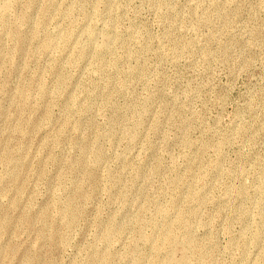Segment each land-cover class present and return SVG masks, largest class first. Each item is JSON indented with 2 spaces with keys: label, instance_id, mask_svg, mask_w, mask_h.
Returning <instances> with one entry per match:
<instances>
[{
  "label": "rangeland",
  "instance_id": "374dc122",
  "mask_svg": "<svg viewBox=\"0 0 264 264\" xmlns=\"http://www.w3.org/2000/svg\"><path fill=\"white\" fill-rule=\"evenodd\" d=\"M0 264H264V0H0Z\"/></svg>",
  "mask_w": 264,
  "mask_h": 264
},
{
  "label": "bare ground",
  "instance_id": "6f19581e",
  "mask_svg": "<svg viewBox=\"0 0 264 264\" xmlns=\"http://www.w3.org/2000/svg\"><path fill=\"white\" fill-rule=\"evenodd\" d=\"M177 220L178 221H182L183 220V216H182L181 213L178 214ZM164 226L167 227V229L165 231L162 229L161 230V233H159V234L156 233V234H153L152 236H149V240H151L152 242L155 241L157 239V236L156 235H158V238L161 236V239H163V240L170 239V226L168 224H164ZM153 243L155 244V242H153ZM155 248H157L156 247V244H155ZM173 258H175V257H173ZM177 261H180V260L177 259Z\"/></svg>",
  "mask_w": 264,
  "mask_h": 264
}]
</instances>
